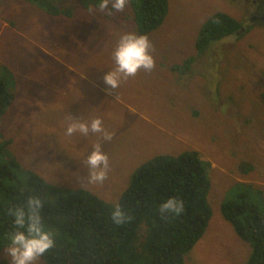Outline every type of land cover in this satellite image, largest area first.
<instances>
[{"label":"rangeland","instance_id":"1","mask_svg":"<svg viewBox=\"0 0 264 264\" xmlns=\"http://www.w3.org/2000/svg\"><path fill=\"white\" fill-rule=\"evenodd\" d=\"M79 4L63 0L61 8L70 9L66 16L25 0H0V77L15 92L0 115L9 150L63 193L83 187L113 204L144 161L197 150L210 164L212 214L184 262L246 264L251 245L223 218L221 205L244 183L261 188L263 196L253 185L248 190L264 203V21L258 19L264 0H168L164 20L144 34L155 68L141 69L116 90L103 79L116 67L114 50L124 33L140 35L129 3L121 12L111 3L103 11ZM217 11L241 24L253 20L197 54L199 29ZM190 57L189 67L174 68ZM96 117L112 134L110 141L101 134H65L73 118ZM97 143L110 170L103 184H90L84 161ZM7 247L0 249V264H12Z\"/></svg>","mask_w":264,"mask_h":264},{"label":"trees","instance_id":"2","mask_svg":"<svg viewBox=\"0 0 264 264\" xmlns=\"http://www.w3.org/2000/svg\"><path fill=\"white\" fill-rule=\"evenodd\" d=\"M25 1L51 15H70V9L59 5L63 0ZM76 1L87 8L99 7L101 2ZM128 3L140 35L158 27L169 8L168 0ZM240 25L223 11L212 13L199 29L197 54L205 52L212 42L234 34ZM192 59L174 68L183 70ZM14 96L9 80L0 77V115L12 105ZM9 143L10 139L3 138L0 131V249L9 246L10 236L17 230L9 210L24 206L30 196L41 199L42 222L46 230L54 233L55 247L40 257L44 264H185V254L201 237L212 214L208 201L210 164L197 150L160 153L144 161L113 204L83 187L63 193V188L22 167L9 150ZM252 185L239 184L237 195L222 203L221 214L236 234L250 243L246 264H264V203L251 198L248 189H254ZM255 192L263 196L261 188ZM169 197L182 200L184 210L178 216L165 213L162 218L159 208ZM117 204L131 217L120 225L111 217Z\"/></svg>","mask_w":264,"mask_h":264},{"label":"clouds","instance_id":"3","mask_svg":"<svg viewBox=\"0 0 264 264\" xmlns=\"http://www.w3.org/2000/svg\"><path fill=\"white\" fill-rule=\"evenodd\" d=\"M129 0H101V11L111 7L117 12L125 9ZM153 45L146 35H137L127 32L121 35L113 57L116 64L114 70L104 76L105 83L110 89H118L122 81L129 77H135L143 69L151 72L155 68V60L152 55ZM80 133L83 136L101 134L103 140L110 141L112 134L103 126L101 118L96 117L90 122H84L73 118L66 128V135L71 136ZM89 172L87 182L90 184H103L108 179L109 157L102 150V145L97 143L84 161ZM43 207L41 199L37 196L28 197L24 206L9 210L13 217L16 231L10 236V244L6 253L11 258L12 264H37V261L46 252L55 247L54 233L45 229L40 216ZM184 210L183 201L176 197H169L161 203L159 211L162 218L165 213L180 215ZM115 224L120 225L131 219L117 204L111 213Z\"/></svg>","mask_w":264,"mask_h":264},{"label":"flooded vegetation","instance_id":"4","mask_svg":"<svg viewBox=\"0 0 264 264\" xmlns=\"http://www.w3.org/2000/svg\"><path fill=\"white\" fill-rule=\"evenodd\" d=\"M79 6H82V5H80L79 4ZM83 7V6H82ZM258 16H263V15H258ZM258 18V17H257ZM259 19V18H258ZM253 20V18H250V20L249 21H247L248 23H250L251 21ZM260 20V19H259ZM262 21V20H261ZM246 22V23H247ZM241 24L240 26V28H239V30L238 31H236L234 34H230V35H226V36H224V37H222V38H220V39H218L217 41H214V42H212L211 44H213V43H217V42H221V41H223L224 39H226V38H228L229 36H232V35H236L240 30L242 31V29L243 28H245L247 25H248V23L247 24ZM249 27L247 26L245 29H248ZM210 44V45H211ZM209 45V46H210ZM245 182V181H244Z\"/></svg>","mask_w":264,"mask_h":264},{"label":"water","instance_id":"5","mask_svg":"<svg viewBox=\"0 0 264 264\" xmlns=\"http://www.w3.org/2000/svg\"><path fill=\"white\" fill-rule=\"evenodd\" d=\"M259 19L262 20V21H264V15L263 16H259Z\"/></svg>","mask_w":264,"mask_h":264},{"label":"crops","instance_id":"6","mask_svg":"<svg viewBox=\"0 0 264 264\" xmlns=\"http://www.w3.org/2000/svg\"><path fill=\"white\" fill-rule=\"evenodd\" d=\"M79 92L81 93V90H79Z\"/></svg>","mask_w":264,"mask_h":264},{"label":"bare ground","instance_id":"7","mask_svg":"<svg viewBox=\"0 0 264 264\" xmlns=\"http://www.w3.org/2000/svg\"><path fill=\"white\" fill-rule=\"evenodd\" d=\"M240 36H241V35H240ZM240 36H239V37H240ZM37 95H39V94H37Z\"/></svg>","mask_w":264,"mask_h":264}]
</instances>
